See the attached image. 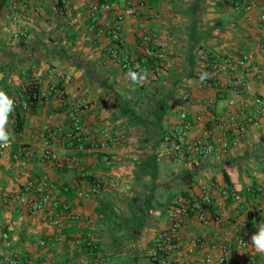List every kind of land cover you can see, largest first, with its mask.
<instances>
[{"label":"crops","instance_id":"1","mask_svg":"<svg viewBox=\"0 0 264 264\" xmlns=\"http://www.w3.org/2000/svg\"><path fill=\"white\" fill-rule=\"evenodd\" d=\"M97 1L29 0L17 26L5 16L0 18V90L10 98L23 99L28 85L36 83L46 93L45 96L42 93L44 99L35 112L26 113L22 129L13 131L8 154L0 159V201L7 195L13 196L10 204L0 207V264H7V260L15 256L26 264L44 260L48 264H153L148 252L158 230L168 224L163 199L156 193L160 187L157 179L153 201L156 208L150 223L133 238L130 217L153 186L151 180L149 186L141 182L144 165L131 160V152H144V128L133 125L123 114L125 105L136 109L131 91L139 85L130 81L119 60L112 56L107 35L95 30L91 32V40L85 39L91 26L114 22L118 13L125 12L129 3L138 0H117L113 8L104 12L106 17L100 15L95 20L90 10ZM0 2L5 4V0ZM148 2L153 7V15L144 20L143 28L140 26L143 11L139 17L126 16L121 48L123 53L138 60L141 55L139 35L143 29H155L158 39L167 44L165 68L159 77L154 68L146 69L148 77L144 82L148 86L153 78L160 88L178 84L165 123L175 116L178 108L200 110L202 104L198 102V95L212 97L216 94L214 88L199 94L193 87L195 76L209 68L213 56L229 54L241 58L252 54L255 63L261 58L264 23L259 19L260 3L245 11L237 9L232 0ZM24 27L28 35L16 38L14 31ZM239 76L246 82L244 96L264 97V82L259 73L244 70ZM182 90L190 94L189 97L180 96ZM225 94L217 95L221 98ZM220 100L217 107L223 105ZM72 115L81 118L93 140L100 137L103 128H110L113 132L126 133L131 141L99 150L89 145L80 146L70 139ZM13 122L10 115L8 126L12 129ZM49 134L51 148L64 159H41L44 138ZM112 156L115 157L113 168L107 163ZM159 157L162 161L169 160ZM22 159L27 160V166L20 163ZM75 159L76 163L68 167L66 163ZM173 164L181 168L174 179L184 187L183 172L193 174L189 195L182 198L200 195L202 182L212 176L218 180L219 188L233 189L242 198L241 201L232 198L220 201L221 193L214 189L216 207L213 210L221 211L222 220L205 226L192 218L182 232L184 242L196 236L216 239L228 221H246L252 225L253 234L258 231L254 225L264 221V114L261 125L250 128L232 154L211 158L199 170ZM82 171H87L89 176L83 177ZM112 171L127 179L131 189L106 184L98 195H78L81 189L90 187L95 177ZM44 176L54 184L52 195L70 205L61 224L50 219L49 205L32 215L19 202L17 192L25 189L28 181H38ZM257 206L262 207L260 212L254 211ZM144 254L147 255L145 262L139 257ZM238 264H264V253L250 246Z\"/></svg>","mask_w":264,"mask_h":264},{"label":"built area","instance_id":"2","mask_svg":"<svg viewBox=\"0 0 264 264\" xmlns=\"http://www.w3.org/2000/svg\"><path fill=\"white\" fill-rule=\"evenodd\" d=\"M44 0H40L42 2ZM117 0H98L91 5L90 16L95 20L104 12L113 8ZM232 0V4L237 9L251 10L260 3L259 19L264 23V1L263 0ZM29 6V0H5V4L0 2V18L5 16L11 19L12 24L17 26L23 17L24 10ZM143 21L140 26L144 27V20L152 17L153 7L148 0H138L136 3H129L125 12L116 15L114 22L105 21L103 26L94 24L88 29L85 35L86 40L92 39L95 30L99 34H105L111 42V54L117 58L121 67L127 73L136 71L140 63L134 62L129 54L122 52V44L125 40L123 28L126 23V16L139 17L142 12ZM101 18V17H100ZM27 27L16 29V38L27 36ZM141 54L143 62H149L157 58L159 65L156 76L165 68L167 44L158 39L155 29L140 32ZM261 58L255 63L252 54H244L241 58L233 57L229 54H218L212 57L209 68L204 69L195 76L193 87L199 94L210 89H216V94L212 97H202L198 95V102L202 104L200 110L194 111L187 108H178L174 117H170L162 132L159 154L168 158L175 164L185 165L193 170H199L211 158L227 156L232 154L242 143L250 128L261 125V117L264 114V97L261 95L250 98L244 96L246 82L239 79L240 71H255L260 74L264 82V36L260 39ZM207 73L206 79L201 81L202 74ZM188 83V80L185 79ZM181 87V86H180ZM54 90V87L51 88ZM225 92L221 98L217 95ZM45 96L46 93H43ZM190 94L185 90L180 92L183 98ZM13 99V98H12ZM223 102L221 107H217V101ZM14 105L22 104L24 108L29 107L27 101L13 99ZM71 136L89 145L91 149H105L117 145H126L130 142V137L123 132H113L110 128H103L97 140L90 138L89 132L77 115H72ZM13 134V129L8 127ZM49 136H45L44 145L41 152L43 161H59L62 158L49 143ZM12 145V143H11ZM11 147V146H10ZM9 148H0V159L8 154ZM115 157H111L107 163L113 168ZM74 161L66 163L72 167ZM27 166V160L20 162ZM83 177H88L87 171H82ZM106 184L114 188L131 189L129 181L116 172L106 175L100 174L92 182L88 189H81L78 192L80 197L98 195ZM218 180L212 176L202 182V192L200 195L185 197L171 205L167 211L168 224L161 227L148 252L149 259L153 264H238L243 252L249 248L250 237L253 234L252 225L246 221L225 222L221 234L216 239H207L196 236L190 241H183V230L188 221L196 218L202 225H210L212 222L222 220V213L216 207L213 198V190L218 189L221 193L220 201L229 198L241 201V195L233 189L226 190L218 187ZM54 184L47 176L38 181H28L25 189H20L17 194L19 202L25 206V210L32 215L38 214L49 205L51 207L50 219L55 224H61L63 214H66L70 205L67 202L56 199L52 195L51 189ZM13 196L7 195L0 201L2 205L10 204ZM261 206L254 208L255 212H260ZM44 243V242H42ZM85 262V260H82ZM7 264H26L19 256L7 260ZM36 264H48L46 260Z\"/></svg>","mask_w":264,"mask_h":264},{"label":"trees","instance_id":"3","mask_svg":"<svg viewBox=\"0 0 264 264\" xmlns=\"http://www.w3.org/2000/svg\"><path fill=\"white\" fill-rule=\"evenodd\" d=\"M157 61V58H154L149 62H143L141 54L138 60H134V62L140 63V67H137L136 71L140 72L141 70L154 68V73L156 74V70L159 67ZM137 85H139L141 88H144L145 96L151 101L148 113L143 115L135 108H132L130 105H125L126 107L123 109V114L126 115L129 120H131L133 125L144 128V143L148 145V148L144 151V154H142V163L139 164V162H137V164L144 165V175L146 174L150 176V179L153 182V186L148 197L144 199V202L139 203V201L137 200L139 203L137 204V210L133 211L132 216L130 217V221L132 222L133 226V238L137 237L140 234L141 230L150 223L152 211H154V209L156 208L153 201L155 199V191L157 189L156 181L158 178L160 166V140L162 132L165 129V116L171 109L170 102L175 97L178 91L177 83L172 85L170 88H160L159 85L156 84L154 86V89L152 91L150 90L151 92L148 91L147 85L145 83L144 85ZM24 93L25 96H23V99L19 98L18 100H20V102L24 100L27 101L29 103V107L24 108L22 104L16 105L14 107V111L11 114L14 119V122L12 123L14 132H19L22 129L23 123L26 119V113L35 112L39 103L44 99V97L42 96L43 92L39 88V85L36 83L29 84ZM70 139L74 142H77L76 144H79L80 146L87 145L84 142L79 141L78 139H74L72 136L70 137ZM182 175H184L183 179L186 183L185 189L182 190V195L187 196L189 195V190L194 183V178L193 174H191L190 172H183ZM90 176V178L93 177V175Z\"/></svg>","mask_w":264,"mask_h":264},{"label":"rangeland","instance_id":"4","mask_svg":"<svg viewBox=\"0 0 264 264\" xmlns=\"http://www.w3.org/2000/svg\"><path fill=\"white\" fill-rule=\"evenodd\" d=\"M147 84H149L147 86V89L149 92H151L154 89V86L156 83H154L153 78H151L150 82ZM134 88H136V87H134ZM131 97L134 100V102H136V110L143 115L147 114L148 110L150 108V105H151V101L149 99H147V97L145 96L144 88H141L139 86V88L131 91ZM139 102L141 104H137ZM136 129H138V128H136ZM147 148H148V145L146 143H144V151ZM131 154L133 155L131 158L132 162L142 163V160H143L142 154H144V152H140L137 154H134V152H131ZM134 156H135V159H134ZM159 164H160V170H159L157 179L160 182V184H159L160 187L156 193L161 199H163V202H164L163 210L168 211V209L171 205L175 204L180 198L184 197L182 195V190H184L185 187L182 185V183L180 181H177L176 179H174L175 178L174 175L178 174L181 170V168L179 166L174 165L173 162H171L170 160H167V159L164 161L159 160ZM127 165H129V164H127ZM142 178H141V180H143V181H141V182L143 184H147V185L149 184L150 185L151 179H150L149 175L145 174L144 179H142ZM137 179H139V178H137ZM144 193H145V191H144ZM139 257L144 258V262L147 260L146 254H144V256H139Z\"/></svg>","mask_w":264,"mask_h":264},{"label":"clouds","instance_id":"5","mask_svg":"<svg viewBox=\"0 0 264 264\" xmlns=\"http://www.w3.org/2000/svg\"><path fill=\"white\" fill-rule=\"evenodd\" d=\"M139 67V66H137ZM208 76L207 73L201 75L200 79L203 81ZM127 77L134 84H143L147 79V70L129 71ZM14 100L10 98L5 91L0 90V148H9L13 140V134L8 130L9 117L14 111ZM258 231L251 235L250 245L254 247L257 252L264 253V221L254 225Z\"/></svg>","mask_w":264,"mask_h":264}]
</instances>
